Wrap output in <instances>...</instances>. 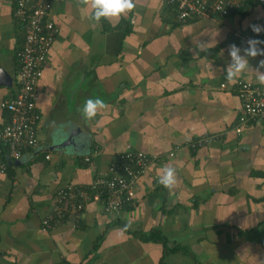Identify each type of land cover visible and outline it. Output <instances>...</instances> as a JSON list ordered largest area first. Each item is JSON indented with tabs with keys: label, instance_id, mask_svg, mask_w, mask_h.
Returning <instances> with one entry per match:
<instances>
[{
	"label": "crops",
	"instance_id": "obj_1",
	"mask_svg": "<svg viewBox=\"0 0 264 264\" xmlns=\"http://www.w3.org/2000/svg\"><path fill=\"white\" fill-rule=\"evenodd\" d=\"M247 1L183 23L165 0H135L127 17L96 23L76 0H52L59 33L37 87L41 145L14 161L0 141V264H264V121L238 123V82L261 84L254 71L225 79L229 46L243 55L241 34L264 38L251 28L264 26V3ZM15 11L16 0H0V134L25 42ZM95 97L107 108L87 121L80 109ZM137 150L161 160L130 207L107 213L89 200L44 229L59 189L87 187ZM165 165L176 169L171 192L159 183Z\"/></svg>",
	"mask_w": 264,
	"mask_h": 264
},
{
	"label": "built area",
	"instance_id": "obj_2",
	"mask_svg": "<svg viewBox=\"0 0 264 264\" xmlns=\"http://www.w3.org/2000/svg\"><path fill=\"white\" fill-rule=\"evenodd\" d=\"M243 1L246 0H165L175 5L177 16L183 23L194 18L227 16L238 9ZM15 15L25 26V42L18 54L20 70L17 94L2 104L11 113V118L0 134V141L8 147L11 159L21 161L26 151L38 149L41 145L37 87L59 28L51 17L52 0H16ZM240 37L244 48L249 39L264 41V38L248 32ZM259 47L264 48V44ZM238 91L241 97L239 125L247 121H264V85L240 81ZM209 140L206 137L188 145L194 149ZM160 160V156L140 150L115 155L108 171L97 176L89 186L69 183L58 190L52 210L43 218L44 229H51L54 223L80 213L89 200L100 202L107 213L130 207L136 197L135 187L140 177ZM0 167L3 171L6 169L3 163Z\"/></svg>",
	"mask_w": 264,
	"mask_h": 264
},
{
	"label": "clouds",
	"instance_id": "obj_3",
	"mask_svg": "<svg viewBox=\"0 0 264 264\" xmlns=\"http://www.w3.org/2000/svg\"><path fill=\"white\" fill-rule=\"evenodd\" d=\"M76 2L78 5L86 6L92 10L87 19L96 23L102 20L111 21L113 18L122 16L127 17L136 7L135 0H76ZM251 28L257 34L264 31V26L260 25H251ZM261 44H264V41L249 39L247 47L243 49V55H241V48L237 45L232 44L229 46L228 55L230 56V62L227 64L225 73L227 81L233 82L241 74L254 71L257 82L264 85V71H261V69H264V59L259 61V65L255 70L250 68L248 60L249 57L264 56V48L259 47ZM106 108L107 104L104 99L100 97L88 98L80 112L85 120L92 121L101 110ZM159 183L171 192L177 183L176 169L168 165L163 166L159 174Z\"/></svg>",
	"mask_w": 264,
	"mask_h": 264
},
{
	"label": "trees",
	"instance_id": "obj_4",
	"mask_svg": "<svg viewBox=\"0 0 264 264\" xmlns=\"http://www.w3.org/2000/svg\"><path fill=\"white\" fill-rule=\"evenodd\" d=\"M252 3V0H248L246 3H245V8H247V6H249L250 4ZM138 236L140 237V238H142V239H147V238H143V236L141 235V234H138ZM152 239L153 240H156V241H159V242H162V243H164L165 245H166V239H165V237H163L162 236V234H159V233H153V235H152ZM263 245H264V243H263ZM177 250H179V248L177 249ZM166 252L167 251H171V249H166L165 250ZM172 251H175V250H172ZM166 254V253H165ZM163 264H165V263H163Z\"/></svg>",
	"mask_w": 264,
	"mask_h": 264
},
{
	"label": "water",
	"instance_id": "obj_5",
	"mask_svg": "<svg viewBox=\"0 0 264 264\" xmlns=\"http://www.w3.org/2000/svg\"><path fill=\"white\" fill-rule=\"evenodd\" d=\"M262 3H264V0H260Z\"/></svg>",
	"mask_w": 264,
	"mask_h": 264
}]
</instances>
